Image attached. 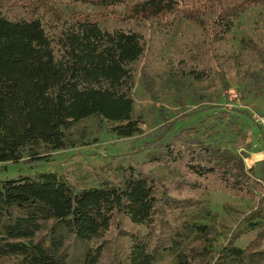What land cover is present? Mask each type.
Masks as SVG:
<instances>
[{"label":"trees","instance_id":"obj_1","mask_svg":"<svg viewBox=\"0 0 264 264\" xmlns=\"http://www.w3.org/2000/svg\"><path fill=\"white\" fill-rule=\"evenodd\" d=\"M251 9L264 13V0H0V162L48 160L51 151L75 146L70 129L89 115L118 137L141 131L134 85L140 81L158 97L138 68L148 46L135 23H149L159 35L185 19L198 26V40L173 67L177 81L217 76L226 86L228 71L247 61L264 66L263 39H240L247 59L216 49ZM180 129L137 166H123L120 184L76 189L55 172L0 179V254L22 255L23 264H67L73 254L79 264H102L103 238L114 223L157 226L164 209L196 206L184 191L264 201V177L243 155ZM157 166L171 173L169 181L151 173ZM193 227L207 232L206 225ZM183 241L175 236L164 247L131 233L124 264H153L166 253L174 264H196L206 247L200 252ZM208 264H264V248L246 251L228 241Z\"/></svg>","mask_w":264,"mask_h":264},{"label":"rangeland","instance_id":"obj_2","mask_svg":"<svg viewBox=\"0 0 264 264\" xmlns=\"http://www.w3.org/2000/svg\"><path fill=\"white\" fill-rule=\"evenodd\" d=\"M135 24L144 33L148 46L138 68L149 73L158 97L155 102L142 82L134 85L132 99L141 131L131 137H118L89 115L70 129L75 146L51 151L48 160L0 162V179L55 172L76 189L120 184L123 166H137L180 128L184 129L180 131L183 135L240 153L252 173L264 177V132L252 120L253 113L264 110V66L247 61L240 71L227 72L226 86L217 76L203 80L185 76L177 81L173 67L186 51L187 43L198 40V26L185 19L167 35H159L149 23ZM242 37L264 40L262 11L243 13L216 49L221 53L241 52L244 57ZM150 171L163 180L171 179L164 167ZM182 195L196 206L182 212L164 209L157 226L147 227L124 218L114 223L103 238L102 264H124L123 254L131 245V233L147 244L158 242L169 247L176 236L184 238L186 248L201 252L206 247V252L196 257V264H208L216 248L228 241L246 251L264 248V201L259 197H233L222 190L184 191ZM193 224L206 225L207 232L199 234ZM175 230L180 235H175ZM38 235L40 232L34 241ZM174 258L166 253L153 264H174ZM0 264H23L22 255L0 254ZM67 264H79L77 254L71 255Z\"/></svg>","mask_w":264,"mask_h":264},{"label":"built area","instance_id":"obj_3","mask_svg":"<svg viewBox=\"0 0 264 264\" xmlns=\"http://www.w3.org/2000/svg\"><path fill=\"white\" fill-rule=\"evenodd\" d=\"M252 120L259 126L264 132V110L261 112H255L252 114Z\"/></svg>","mask_w":264,"mask_h":264}]
</instances>
